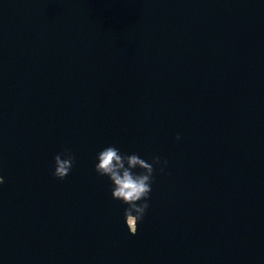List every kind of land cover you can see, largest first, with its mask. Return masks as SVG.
Segmentation results:
<instances>
[{"label": "water", "instance_id": "water-1", "mask_svg": "<svg viewBox=\"0 0 264 264\" xmlns=\"http://www.w3.org/2000/svg\"><path fill=\"white\" fill-rule=\"evenodd\" d=\"M109 144L168 160L135 235ZM0 174V264H264V0H0Z\"/></svg>", "mask_w": 264, "mask_h": 264}, {"label": "clouds", "instance_id": "clouds-1", "mask_svg": "<svg viewBox=\"0 0 264 264\" xmlns=\"http://www.w3.org/2000/svg\"><path fill=\"white\" fill-rule=\"evenodd\" d=\"M176 139H180L177 134ZM75 161L71 149L64 148L53 158L52 175L64 179L71 171ZM167 158L153 155L144 158L136 152H124L114 144L100 149L95 155L94 169L110 182L111 197L126 205L123 210L124 223L130 234L135 235L140 222L150 206V194L154 182V172H165ZM5 176L0 174V185Z\"/></svg>", "mask_w": 264, "mask_h": 264}]
</instances>
